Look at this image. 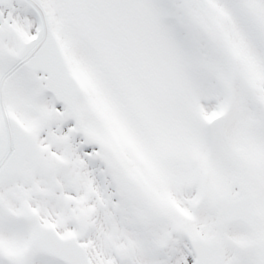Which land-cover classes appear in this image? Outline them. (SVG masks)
Returning a JSON list of instances; mask_svg holds the SVG:
<instances>
[{
    "label": "snow or ice",
    "instance_id": "snow-or-ice-1",
    "mask_svg": "<svg viewBox=\"0 0 264 264\" xmlns=\"http://www.w3.org/2000/svg\"><path fill=\"white\" fill-rule=\"evenodd\" d=\"M0 264H264V0H0Z\"/></svg>",
    "mask_w": 264,
    "mask_h": 264
}]
</instances>
